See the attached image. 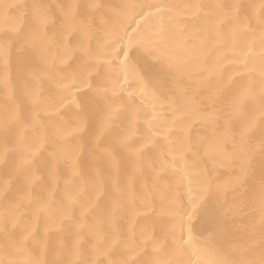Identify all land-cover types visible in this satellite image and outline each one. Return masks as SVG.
<instances>
[{"label": "snow or ice", "instance_id": "1", "mask_svg": "<svg viewBox=\"0 0 264 264\" xmlns=\"http://www.w3.org/2000/svg\"><path fill=\"white\" fill-rule=\"evenodd\" d=\"M0 264H264V0H0Z\"/></svg>", "mask_w": 264, "mask_h": 264}]
</instances>
